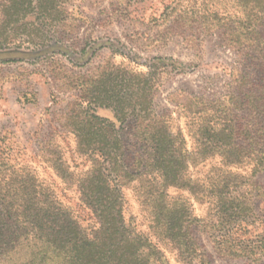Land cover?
Returning a JSON list of instances; mask_svg holds the SVG:
<instances>
[{"label": "trees", "instance_id": "16d2710c", "mask_svg": "<svg viewBox=\"0 0 264 264\" xmlns=\"http://www.w3.org/2000/svg\"><path fill=\"white\" fill-rule=\"evenodd\" d=\"M222 1L193 0L191 14L180 18L181 28L199 25L205 33H220L237 55L222 100L184 97L195 111L184 129H173L170 113L154 111L152 66L140 73L106 64L78 76L77 101L65 114V123L76 141L75 152L91 163L77 180L79 200L90 213L85 226L32 169L12 160V149L0 138V264H168L151 237L173 250L181 264H204L191 232L211 226L253 228L264 217L255 203L262 191L256 178L264 173V0ZM69 2L4 0L2 26L32 15L57 22L59 15L69 14ZM226 2L234 13H227ZM6 37L3 30L0 50L12 43ZM157 63L164 70L175 67L171 59ZM98 110L109 111L112 119L99 116ZM239 112L253 117L242 123ZM187 137L192 141L189 149ZM210 159L219 160V166L211 168L205 182L189 176L190 168ZM243 167L250 169L247 176L237 172ZM121 179L149 189L137 192L136 200L151 235L138 232L125 217ZM169 190L209 204V214L195 216L188 199L170 196ZM242 243L237 253L253 262L254 247Z\"/></svg>", "mask_w": 264, "mask_h": 264}, {"label": "rangeland", "instance_id": "374dc122", "mask_svg": "<svg viewBox=\"0 0 264 264\" xmlns=\"http://www.w3.org/2000/svg\"><path fill=\"white\" fill-rule=\"evenodd\" d=\"M191 3L193 0H70L66 6L69 14L59 15L57 22H44L32 15L24 22L2 26L5 3L0 0V33L4 30L7 40L12 41L0 50V138L12 149V160L32 169L64 205L75 210L84 226L90 213L79 200L77 180L90 170L91 163L75 152L76 141L65 123V114L77 101L78 76L89 75L106 64L140 73H148V66H152L149 72L154 73L156 83L153 109L158 115L170 113L173 129H184L195 112L189 110L194 104L188 107L184 97L211 101L227 92L228 74L237 66V55L218 32L205 33L199 25L181 28L180 18L191 14ZM56 5L60 13L62 7ZM231 6L226 2L227 13L235 12ZM157 59H171L175 67L168 65L164 70ZM197 108L203 116L201 105ZM239 113L244 118L242 123L253 117ZM97 114L112 119L109 111L98 110ZM186 145L192 147L188 137ZM218 164L217 159L207 160L190 168L189 176L205 182ZM237 170L247 176L250 169ZM256 182L262 188L255 197L257 213L264 216V173ZM118 186L125 217L132 219L138 232L151 235L148 219L136 200L137 192L145 194L149 189L125 179L119 180ZM168 194L188 199L199 218L209 214V204L190 200L184 191L169 190ZM190 234L204 256V264H264L260 249L264 217L253 228L211 226ZM151 241L168 264H181L173 250L160 246L153 237ZM240 242L254 247L253 262L245 259L251 257L237 253Z\"/></svg>", "mask_w": 264, "mask_h": 264}]
</instances>
